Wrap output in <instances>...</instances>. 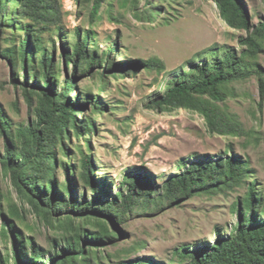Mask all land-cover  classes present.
<instances>
[{"label": "trees", "instance_id": "trees-1", "mask_svg": "<svg viewBox=\"0 0 264 264\" xmlns=\"http://www.w3.org/2000/svg\"><path fill=\"white\" fill-rule=\"evenodd\" d=\"M62 1L0 0V34H5L0 54L8 60L10 81L21 89L32 117L14 127L0 107V177L8 181L20 203H9L5 213L3 201L10 202V197L0 186L1 235L8 245L0 264H106V259H114L113 264H164L146 256L131 258L133 251L143 247L141 243L121 250L120 255H105L99 249L123 235L119 226L133 214L159 211L164 205L177 206L198 196L233 194L235 222L225 229L215 227L213 242L175 248L168 264H264V189L249 159L236 154L232 146L217 155L192 157L158 190L153 178L135 169L125 173L114 192L107 177H96L88 142L75 145V153L70 154V136L84 138L86 143L95 131V115L102 116L107 108L99 95L107 75H128L133 65L161 73L165 65L159 59L117 62V41L100 51L101 42L91 28H76L70 37L63 34ZM210 1L228 28L244 33L237 41L241 50L214 46L203 52L167 81L164 92L148 107L196 113L210 134L240 138L248 133L225 101L235 95L237 83L255 78L259 110L264 113V70L259 64L264 54V19L251 22L243 0ZM107 2L76 0L88 10L91 27L101 19ZM138 4L139 0H120L122 9H130L144 22H154L163 10L152 5L140 11ZM111 8L108 4L107 14L116 21ZM163 22L168 25L170 19L164 17ZM77 75L91 76L98 92L78 88ZM25 207L59 236V243L54 239L42 249L24 234L19 222Z\"/></svg>", "mask_w": 264, "mask_h": 264}, {"label": "rangeland", "instance_id": "rangeland-1", "mask_svg": "<svg viewBox=\"0 0 264 264\" xmlns=\"http://www.w3.org/2000/svg\"><path fill=\"white\" fill-rule=\"evenodd\" d=\"M108 4L112 5L116 21L110 20L107 14ZM243 4L251 22L264 19V0H243ZM62 5L63 34L70 37L76 28H91L101 42L100 51L112 40L117 41L120 55L114 56L117 62L159 59L165 65L161 73L133 65L128 75L115 78L107 75L105 90L99 92L107 108L102 116L95 115V131L86 143L84 138L70 136V154L75 153V145L88 142L96 177H107L114 192L125 173L135 169L153 178L158 190L192 157L217 155L232 146L236 154L249 159L255 179L264 189V113L259 110L255 78L237 83L235 95L225 101L248 133L240 138L210 134L203 118L196 113L186 110L159 112L148 107L164 92L165 83L182 73L183 66L203 52L214 46L241 50L237 41L244 33L228 28L210 0H139L140 11L152 5L162 7V13L152 23L138 20L130 9H122L120 0H108L103 4L101 19L93 27L88 20V10L78 6L76 0H63ZM162 17L170 19V23L165 24ZM4 38L5 34L1 33L0 50L4 47ZM64 43L69 42L64 40ZM259 64L264 70V54L260 55ZM64 72L61 79L65 78ZM10 73L8 60L0 54V107L16 127L32 117L28 116L21 89L13 87ZM75 82L78 88L90 87L94 93L98 92L91 76L77 75ZM85 109L89 111L87 103ZM2 146L0 138V151ZM0 186L5 197H10V202L3 201L7 213L9 203L18 206L20 203L7 180L0 177ZM233 195L198 196L177 206L164 205L159 211L133 214L125 225L119 226L123 235H117L113 245L100 248L99 252L120 255L121 250L141 243L143 247L133 251L129 255L131 258L146 256L168 264L175 248L213 242L215 227L225 229L235 222L231 214ZM25 209L20 222L16 220L25 235L33 237L42 249H47L54 239L56 244L60 242L52 229L44 227L28 213L27 207ZM87 229L90 232L92 228ZM88 245L84 243V251ZM7 249L1 235L0 218V255H6ZM113 260L105 262L113 264Z\"/></svg>", "mask_w": 264, "mask_h": 264}]
</instances>
